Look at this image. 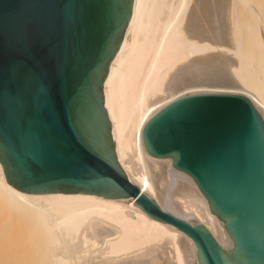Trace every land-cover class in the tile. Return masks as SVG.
Instances as JSON below:
<instances>
[{
  "label": "water",
  "instance_id": "obj_1",
  "mask_svg": "<svg viewBox=\"0 0 264 264\" xmlns=\"http://www.w3.org/2000/svg\"><path fill=\"white\" fill-rule=\"evenodd\" d=\"M133 2L0 0V162L7 181L30 194L133 197L194 241L199 264H264V119L250 98L185 95L143 126L145 152L172 160L165 210L120 165L103 88ZM179 177L208 200L224 247L195 215L170 208Z\"/></svg>",
  "mask_w": 264,
  "mask_h": 264
},
{
  "label": "bare ground",
  "instance_id": "obj_2",
  "mask_svg": "<svg viewBox=\"0 0 264 264\" xmlns=\"http://www.w3.org/2000/svg\"><path fill=\"white\" fill-rule=\"evenodd\" d=\"M103 91L120 165L165 210L172 160L145 152L142 128L195 93L245 95L264 119V0H134ZM169 205L195 215L225 246L224 228L195 184L177 178ZM0 264L199 261L189 236L149 216L133 197L25 193L7 181L0 162Z\"/></svg>",
  "mask_w": 264,
  "mask_h": 264
}]
</instances>
